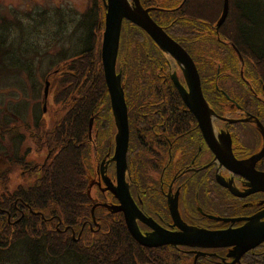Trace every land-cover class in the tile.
<instances>
[{
    "label": "trees",
    "instance_id": "1",
    "mask_svg": "<svg viewBox=\"0 0 264 264\" xmlns=\"http://www.w3.org/2000/svg\"><path fill=\"white\" fill-rule=\"evenodd\" d=\"M101 2L95 0L84 14L85 34L76 52L71 57L63 55L65 61L53 70L58 74L61 71L54 102L57 110L65 113L51 127L34 119L35 129L41 132L38 149L45 147L47 151L45 160L29 169L35 174L31 184L17 185L13 191L9 190L10 172L17 164L21 169L24 156L19 154L20 133L11 139L10 166L0 172V264L12 261L16 255L17 264H52L66 255L75 257L77 264H193L184 252L178 259L172 247L141 245L131 235L123 215L108 210L106 213L103 207L95 211L100 229L93 230L84 224L92 220L94 203L89 192L91 162L96 153L90 143L91 119L98 134L97 147L103 152L116 130L100 52L105 13ZM163 3L170 4L156 0L151 11L165 9L174 15L166 25H159L195 60L211 106L219 112L229 108L230 96L242 106L259 107L251 104L255 99L250 92L252 85L245 81L257 84L264 93V1L229 0L227 17L218 27L223 0H181L171 8L162 6ZM125 25L133 26L136 32L131 40L126 39L124 47ZM122 27L117 72L122 75L133 135L130 167L143 178L142 173L151 162L143 153L150 111L183 108L185 104L169 72L165 76L170 56L131 21L124 20ZM179 29L186 31L187 36ZM4 41L5 38L0 43V74L8 77L15 74L18 52H10L14 45L9 47ZM6 44L11 43L6 40ZM6 51L12 55H3ZM5 130L0 125V132ZM2 138L6 136L1 135Z\"/></svg>",
    "mask_w": 264,
    "mask_h": 264
},
{
    "label": "flooded vegetation",
    "instance_id": "2",
    "mask_svg": "<svg viewBox=\"0 0 264 264\" xmlns=\"http://www.w3.org/2000/svg\"><path fill=\"white\" fill-rule=\"evenodd\" d=\"M144 7L149 8L150 6ZM151 10L150 15H152ZM163 65L164 63H162V69H164ZM167 65L168 70L165 69V76L166 72H169L170 80L177 91L178 88L172 79L173 74H176L181 84L189 91L182 67L171 56ZM195 65L199 72L196 62ZM249 82L252 85L250 92L255 97L251 104H257L259 107L242 106L228 96L230 98L229 108L221 112L211 106L204 92L206 88L202 79L201 86L206 101L213 109L210 119L213 128V134L210 137L212 144L214 145L216 141L219 146L224 147V141L230 138L233 157L236 161L245 162L242 172L260 175L254 184L251 178L230 169L215 154L209 139L199 126L198 118L185 103L183 108L170 107L150 111L145 125L148 130L144 134L143 153L145 152L144 157L151 158V162L142 173L143 178H139L138 173L130 167L133 159L130 150L133 135L129 122L126 182L139 209L159 226L169 231H181L171 213V205H176L181 223L199 229L212 231L235 229L245 226L257 217L260 222H264V190L261 188L264 187V156L253 165L246 163L264 147V134L258 124L260 122L264 127V93L257 84L245 81L247 85ZM161 88L165 89L164 83ZM225 95L227 96L226 93ZM158 112L161 113L160 116ZM115 128L107 150L103 152L102 148H97L93 162H91L93 172L90 176L89 192L93 198V206L103 207L106 209L105 212L107 210V212H114L107 205L120 203L106 183L108 179L114 186L117 185L115 158L117 127ZM20 135L22 140L19 142V154L20 157L24 156V160L22 159L24 163L21 162V172L24 173L32 169L36 163L32 164L28 159L29 148L22 151L24 138L22 133ZM36 153L41 154L42 152L37 148ZM33 175L35 177L34 172ZM96 208L93 213L91 209L92 220L84 223L93 230L101 227L99 217L95 214ZM114 213L122 214L124 217L122 211ZM136 220L143 233L153 231L149 224L139 219ZM80 234L81 232L78 237ZM75 235L73 234L74 237ZM167 247L176 250L178 259L184 252L192 259L193 264H264V241L242 254L240 258H237L234 246L230 245L202 247L165 244L151 248Z\"/></svg>",
    "mask_w": 264,
    "mask_h": 264
},
{
    "label": "rangeland",
    "instance_id": "3",
    "mask_svg": "<svg viewBox=\"0 0 264 264\" xmlns=\"http://www.w3.org/2000/svg\"><path fill=\"white\" fill-rule=\"evenodd\" d=\"M94 1L0 0V43L5 38V45H9V47L14 45L10 52H18L15 53L18 64L16 63L13 67L15 74L8 77H1L0 74V125L5 126L6 129L4 132H0V136H6V139H0V172L10 166L13 152L10 148L13 145L11 139L15 133H22L24 138L22 151L29 148L28 159L30 163L39 164L44 161L46 148H41V154L36 153L41 132L35 129L34 123L35 120L41 119L40 121L51 127L65 113L58 111V106L54 102V94L57 88L56 80L61 75V71L58 74L59 72L54 73L53 70L65 61L63 55L66 54L71 57L80 43L83 42L85 29L82 25L84 21L82 18ZM96 1L101 2V0ZM141 1L144 6H152L151 8L156 5V0H148V3L146 0ZM162 1H169V6L164 3L162 6L171 8L181 0ZM167 12L165 9H160L152 11L151 16L158 24L166 25L174 16ZM3 18L4 20H2ZM103 25L102 32L105 29V13ZM172 31H176V28H173ZM178 31L187 36V33L184 34L186 31L183 32L181 29ZM134 32L136 31L133 26L125 25L123 32V34L125 33L123 35L124 47L126 39L131 40ZM6 40L11 44H6ZM132 49L134 50V47ZM132 49L130 50L133 51ZM10 52L6 51L3 55ZM27 64L31 68L26 67ZM18 67L20 70L16 72ZM250 75L257 76L256 73ZM46 81L49 82V86L48 97L45 100ZM11 129L12 131L8 133ZM89 134L90 143L92 142L93 148L97 150L99 141L96 136L98 134L93 126ZM22 162L24 163V161ZM14 166L10 172V191H13L17 185H28L34 180L33 170L23 173L20 164ZM73 234L75 235V232ZM18 259L19 257L16 255L12 261L3 264H17ZM7 260H11V258ZM52 264H77V262L75 257L66 255L64 259L53 261Z\"/></svg>",
    "mask_w": 264,
    "mask_h": 264
},
{
    "label": "water",
    "instance_id": "4",
    "mask_svg": "<svg viewBox=\"0 0 264 264\" xmlns=\"http://www.w3.org/2000/svg\"><path fill=\"white\" fill-rule=\"evenodd\" d=\"M103 5L105 8V29L102 35L101 56L105 81L117 127L115 154L117 162V185L114 186L108 179L106 183L120 201L118 205H107L108 208L114 212H123L128 230L136 241L143 246L156 247L171 244L175 246L199 245L202 247H221L230 245L234 246L236 256L240 258L242 254L264 241V222H260L259 217L239 228L212 231L181 223L176 205H171V213L176 219L177 224H179L181 231H169L146 217L131 196L129 185L126 182L127 150L130 134L128 106L122 85V75L121 72H117V58L124 20L131 21L142 28L161 50L171 56L182 67L189 91L181 84L176 74L172 75L173 82L178 88L184 103L198 118L199 126L209 139L215 154L230 169L251 178L253 184L257 182L260 175L252 174L248 170V174L242 172L245 162L236 161L233 157L230 138L224 141V147L223 145L219 146L216 141L214 145L212 144V138L210 137H212L213 128L210 119L213 109L204 97L200 75L195 62L187 50L152 18L150 15L152 8H145L141 0H103ZM228 10L229 0H223V9L216 23L217 27L226 19ZM48 86L49 82L46 81L45 100L48 97ZM258 124L264 134V127L260 122ZM92 126L93 118L90 122V131ZM262 156H264V147L261 152L252 156L246 163L253 165ZM261 188L264 190V187ZM95 208L96 206H93L92 213ZM136 219L149 224L153 228V231L151 233H143Z\"/></svg>",
    "mask_w": 264,
    "mask_h": 264
}]
</instances>
